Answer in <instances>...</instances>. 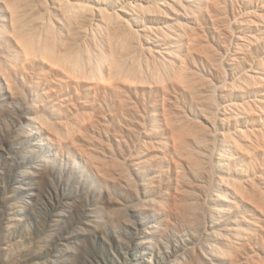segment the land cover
Returning <instances> with one entry per match:
<instances>
[{"label":"rangeland","instance_id":"obj_1","mask_svg":"<svg viewBox=\"0 0 264 264\" xmlns=\"http://www.w3.org/2000/svg\"><path fill=\"white\" fill-rule=\"evenodd\" d=\"M0 230V264H264V0H0Z\"/></svg>","mask_w":264,"mask_h":264},{"label":"bare ground","instance_id":"obj_2","mask_svg":"<svg viewBox=\"0 0 264 264\" xmlns=\"http://www.w3.org/2000/svg\"><path fill=\"white\" fill-rule=\"evenodd\" d=\"M16 26H17V25H16ZM17 30H18V29H17ZM18 32L20 33V31H18ZM22 33H23V32H22ZM29 33H30V32H29ZM17 34H18V33H17ZM27 35H28V34H27ZM19 36H20V35H19ZM22 36H23V34H22ZM22 36H21V37H22ZM24 36H25V35H24ZM25 37H27V36H25ZM30 38H31V37H30ZM21 39H22V38H21ZM21 39H20V41H21ZM25 39H26V38H25ZM23 40H24V39H23ZM25 41H27V40H25ZM23 42H24V41H23ZM29 42H30V41H29ZM32 42H33V41H32ZM26 44H27V45H26V48H28L27 46H28L29 44H28V43H26ZM50 44H51V43H50ZM21 45H22V44H21ZM24 45H25V42H24V44L22 45V47H24ZM36 46H37V45H36ZM39 46H40V45H39ZM54 46H55V45H54ZM34 47H35V46H34ZM34 47H33V49H34ZM30 48H32V46H31ZM37 48H38V47H37ZM40 48H41V47H40ZM23 49H24V48H23ZM45 49H46V48H45ZM26 51H27V50H26ZM30 51H31V50H30ZM33 51H34V50H33ZM37 51H38V49H37ZM43 51H44V50H43ZM43 51L41 50V52H43ZM51 51H52V50H51ZM51 51L48 52V54L51 53ZM24 52H25V51H24ZM41 52H39V53H41ZM44 52H46V51H44ZM25 53L27 54V52H25ZM31 53H32V52H31ZM35 53H36V52H35ZM29 54H30V53H29ZM33 54H34V53H33ZM37 54H38V52H37ZM41 54H42V53H41ZM41 54H40V56H41ZM27 55H28V54H27ZM27 55H26V56H27ZM30 55H32V54H30ZM30 55H28V56H30ZM38 55H39V54H38ZM44 55H46V54H44ZM28 56H27V58H28ZM32 56H33V55H32ZM34 57H36V56H34ZM41 57H42V56H41ZM41 57H40V58H41ZM30 58H31V56H30ZM32 58H33V57H32ZM28 59H29V58H28ZM38 59H39V58H38ZM42 59H43V58H42ZM42 59H41V60H42ZM45 60H46V59H45ZM47 60H48V59H47ZM54 62H55V61H53V63H54ZM57 63H58V62H57ZM1 108H2V107H1ZM8 115H9V114H8ZM10 115H11V114H10ZM8 117H9V116H8ZM92 158H93L94 160L97 159L96 157H93V156H92ZM95 158H96V159H95ZM95 163H96V162H95ZM100 172H102V171L100 170ZM129 191H130V190H129ZM111 193H114V191H112ZM114 195H115V194H114ZM184 219H185V218H184ZM3 221H4V220H3ZM143 221H144V220H143ZM188 222H189V221H188ZM94 223H95V222H94ZM181 223H182V222H181ZM192 223H193V222H192ZM190 224H191V222H190ZM89 225H90V224H89ZM90 226H91V225H90ZM182 226H183V225H182ZM188 226H189V224H188ZM193 226H194V224L191 225L192 228H191L190 226H189V227H190L191 229H193V228H194ZM113 227H114L115 233H117L118 236H123V235H124V233L121 231L120 228H118V227H116V226H113ZM178 227H179V229H180V226H178ZM175 228H176V227H175ZM195 229H196V228H195ZM195 229H194V230H195ZM187 230H188V228H187ZM35 231H36V230H35ZM2 232H4V231H3V230H0V241H1V238H2L1 235L3 234ZM187 232H188V231H187ZM148 234H149V233H148ZM194 235H195V234H194ZM7 236H8V238H9L8 241L10 242V240L13 239V235H12L11 233H8ZM123 238H124V237H123ZM164 239H165V238H164ZM122 240H123V239H122ZM165 241H166V240H165ZM169 242H171V241H169ZM169 242H168V243H169ZM6 243H7V241H6ZM162 243L164 244L163 240H162ZM168 243H167V244L165 243L164 245H167V246H168V245H169ZM0 244H1V243H0ZM2 244H5V242H4L3 240H2ZM120 244H124V242L122 241ZM177 244H178V243H177ZM124 245H125V244H124ZM175 245H176V244H175ZM0 246H1V245H0ZM170 246H171V245H170ZM181 246H182V245H181ZM186 246H187V245H186ZM188 249H189V248H188ZM190 249L193 250L192 252H194V248H193V249L190 248ZM189 251H190V250H189ZM189 251H185L186 254H187V252H189ZM192 252H191V253H192ZM188 254H189V253H188ZM194 254H195V253H194ZM212 255H213V254H212ZM212 255H211V256H212ZM195 256H196V257H195ZM195 256L193 255V257L195 258V259H193V260H194L193 262H195V264H202L201 261H200V260H201V255L197 254V255H195ZM180 257H183V256H180ZM186 257H187V256H186ZM193 257L190 256V258H193ZM176 258H178V257H176ZM181 259H182V258H181ZM185 259H186V258H185ZM167 260H168V259H167ZM167 260L164 259V260L161 262V264H194V263H192L191 261H188L187 259H186V261H185L186 263H183V262L181 263V262L178 261L177 259H176V260H168V261H167ZM183 261H184V259H183ZM199 261H200V262H199ZM59 262H60V261H59ZM152 262H153V260H152ZM150 264H153V263H150Z\"/></svg>","mask_w":264,"mask_h":264}]
</instances>
